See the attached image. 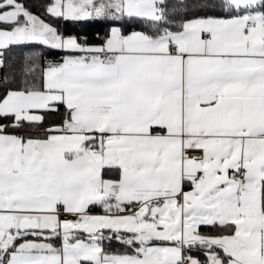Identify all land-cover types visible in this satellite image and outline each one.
Listing matches in <instances>:
<instances>
[{
  "label": "snow or ice",
  "instance_id": "6c2138e0",
  "mask_svg": "<svg viewBox=\"0 0 264 264\" xmlns=\"http://www.w3.org/2000/svg\"><path fill=\"white\" fill-rule=\"evenodd\" d=\"M0 264H264V0H0Z\"/></svg>",
  "mask_w": 264,
  "mask_h": 264
},
{
  "label": "trees",
  "instance_id": "16d2710c",
  "mask_svg": "<svg viewBox=\"0 0 264 264\" xmlns=\"http://www.w3.org/2000/svg\"><path fill=\"white\" fill-rule=\"evenodd\" d=\"M68 27L71 28L72 26L69 25ZM93 27H94V26H91V25H90V26H87V30H88L89 32H91V30H92Z\"/></svg>",
  "mask_w": 264,
  "mask_h": 264
}]
</instances>
